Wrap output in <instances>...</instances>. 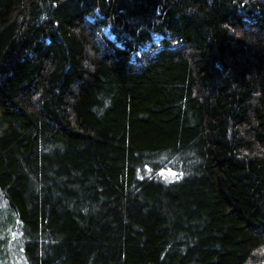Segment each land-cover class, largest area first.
Listing matches in <instances>:
<instances>
[{"label":"trees","instance_id":"1","mask_svg":"<svg viewBox=\"0 0 264 264\" xmlns=\"http://www.w3.org/2000/svg\"><path fill=\"white\" fill-rule=\"evenodd\" d=\"M0 264H264V0H0Z\"/></svg>","mask_w":264,"mask_h":264},{"label":"rangeland","instance_id":"2","mask_svg":"<svg viewBox=\"0 0 264 264\" xmlns=\"http://www.w3.org/2000/svg\"><path fill=\"white\" fill-rule=\"evenodd\" d=\"M147 49V47H143L141 50H140V52H143V51H145ZM138 56V55H137ZM9 249H10V252H12V250L14 251V248L11 246V247H9ZM17 249H19V247L17 246ZM16 254V253H15Z\"/></svg>","mask_w":264,"mask_h":264}]
</instances>
